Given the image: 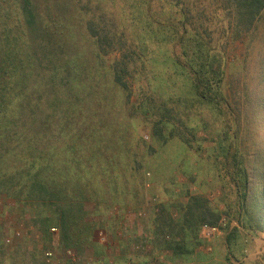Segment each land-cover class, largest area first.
Listing matches in <instances>:
<instances>
[{"label": "trees", "instance_id": "16d2710c", "mask_svg": "<svg viewBox=\"0 0 264 264\" xmlns=\"http://www.w3.org/2000/svg\"><path fill=\"white\" fill-rule=\"evenodd\" d=\"M236 44L243 85L230 101ZM164 74L171 88L189 84L191 97L148 96ZM198 108L220 123L215 164L236 192L235 219L263 232L264 0H0V197L31 209L45 231L56 228L69 251L99 244L111 206L101 193L123 194L119 180L135 195L143 185L131 155L135 115L150 116L152 140L177 137L193 149ZM182 211L177 227L163 206L154 219L161 246L178 255L222 219L197 196Z\"/></svg>", "mask_w": 264, "mask_h": 264}, {"label": "rangeland", "instance_id": "374dc122", "mask_svg": "<svg viewBox=\"0 0 264 264\" xmlns=\"http://www.w3.org/2000/svg\"><path fill=\"white\" fill-rule=\"evenodd\" d=\"M113 15L116 23L123 20L119 11ZM243 54L241 44H236L230 52L225 87L230 101L243 85L240 74ZM87 59L95 60V57ZM115 59L109 58L105 63L111 64ZM165 76L161 75L145 89L148 96L158 103L168 97H191L189 84L176 80L177 85L171 88ZM142 84L147 85L146 80L143 79ZM152 88L156 89L155 94ZM117 95L120 100L122 96ZM142 97L135 98L136 102H141ZM193 114V125L198 127L195 148L201 144V151L189 148L177 137L166 144L152 140L150 116L135 115L131 155L138 153L143 185L135 195L133 183L119 180L117 188L123 194L101 193L106 205L111 206L106 213L108 223L98 237L97 246L82 252L69 251L61 244L56 228L45 231L31 209L8 197H0V264H264V231L250 232L240 227L234 216L236 192L224 171L215 164L214 141L220 123L208 108H198ZM177 129L184 132L179 125ZM186 136L192 138L189 134ZM139 142L143 144L140 147ZM193 196L204 199L209 208L222 216L216 226L219 232L207 238L203 226L200 227L195 238L187 239L192 242L191 252L178 255L161 246L162 237L155 234L154 219L163 206L175 226H179L182 208ZM226 212L231 214L230 219ZM235 228L238 231L232 234ZM167 234V240L177 238L176 241H180L184 237ZM250 254L254 255L249 257Z\"/></svg>", "mask_w": 264, "mask_h": 264}, {"label": "built area", "instance_id": "2783aa9c", "mask_svg": "<svg viewBox=\"0 0 264 264\" xmlns=\"http://www.w3.org/2000/svg\"><path fill=\"white\" fill-rule=\"evenodd\" d=\"M140 216H141V214H140ZM202 230H203V233L205 234V236L207 238H210L214 234H216L217 232H219V228L218 227H212V226H207V225L203 226V229ZM53 231H56V230L54 229ZM48 254L50 255L51 253H48Z\"/></svg>", "mask_w": 264, "mask_h": 264}, {"label": "crops", "instance_id": "0c3cea01", "mask_svg": "<svg viewBox=\"0 0 264 264\" xmlns=\"http://www.w3.org/2000/svg\"><path fill=\"white\" fill-rule=\"evenodd\" d=\"M254 254H250L249 257H252Z\"/></svg>", "mask_w": 264, "mask_h": 264}]
</instances>
